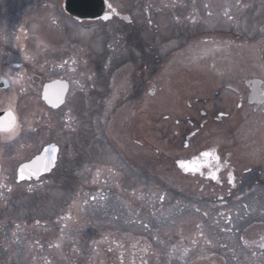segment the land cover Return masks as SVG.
Segmentation results:
<instances>
[{
	"label": "flooded vegetation",
	"instance_id": "obj_1",
	"mask_svg": "<svg viewBox=\"0 0 264 264\" xmlns=\"http://www.w3.org/2000/svg\"><path fill=\"white\" fill-rule=\"evenodd\" d=\"M65 1L25 0L19 21L13 12L6 11L4 22V11L0 12V117H7L12 110L21 126L15 140L0 142L3 188L12 184V176L21 165L50 147L57 148L58 155L48 177L73 173L76 158L86 164L90 143L97 142L91 135L101 138L107 127L120 150L118 165L122 159L131 180L117 178L112 183L103 179L99 193L104 211L113 189L114 210L132 219L136 208L133 189L139 186L133 182L135 175L158 178L156 188L176 200L194 199L198 215L210 223L213 243L206 242L211 245L207 252L215 254L207 260L197 257L191 264H264V248L260 246L264 244V0H166L169 25L178 16L186 20L183 30L168 33L167 46L176 48L188 40L198 47L189 58L166 63L167 72L183 73L184 80L199 76L211 90L222 87L238 99L235 109L201 110L197 117L187 119L174 130L177 138L167 152H156L148 142L153 135L149 111L158 93L155 68L161 62L153 55V39L145 42L140 37L152 27L144 14L155 9V0H142L145 6L141 0H104L97 10L101 16L97 21L67 15ZM105 14L108 20L103 19ZM58 18L64 21L63 27L57 28ZM7 69L22 83L12 84L3 78ZM62 85L67 86L63 91ZM91 111L100 112L98 127L91 125ZM117 116H122L120 125L114 120ZM223 122L228 125L218 126ZM149 125L150 134L141 135V128ZM139 145L166 165L139 154ZM211 150L220 158L219 181L208 175L216 161L201 156ZM197 158L204 165L200 169L203 175L185 172L178 165L179 160L190 163ZM229 173L233 183L228 182ZM176 174L187 178L190 186L178 189V181L172 178ZM175 191L177 196L172 194ZM163 197L161 200L151 192L148 211L152 205H165L166 195ZM156 212H150L154 220ZM204 226L201 221L200 239L204 238ZM155 242L164 249L163 241ZM207 252L201 250L199 255L205 257ZM229 254L235 257L230 260Z\"/></svg>",
	"mask_w": 264,
	"mask_h": 264
},
{
	"label": "rangeland",
	"instance_id": "obj_2",
	"mask_svg": "<svg viewBox=\"0 0 264 264\" xmlns=\"http://www.w3.org/2000/svg\"><path fill=\"white\" fill-rule=\"evenodd\" d=\"M165 2V0H155L154 6L163 8ZM141 3L145 6L142 0ZM228 3L230 4V1ZM24 5L25 0H0V12L4 11L1 15L4 22L7 20L6 11L13 12L16 20H21L18 15ZM147 12L144 17L150 18L154 32V36L148 34L147 40L153 39L155 46L153 55H157L159 61L166 64L172 59L177 61L178 58H189L195 53L198 47L188 40L176 48L167 46L168 33L171 29H174L175 33L184 29L186 25L184 17L178 16L170 26L164 10L160 9L159 12L150 9ZM56 22L57 28L64 26L63 20L58 18ZM142 28L143 26L140 27V31ZM128 31L136 32L133 28L130 30L128 28ZM138 41L140 43L139 37ZM157 89L162 90V93H158L152 103L154 134L149 135L150 125L148 128L144 126L142 132L149 135L162 152L173 148L177 138L174 130L179 125H183L187 119L197 117L199 111L208 112L209 109H215L217 112H223L230 107L235 109L238 103L237 97L228 94L222 87L216 86L211 90L210 84L204 82L203 78L190 75L184 80V74L178 71L163 75ZM173 92L176 94H172ZM196 99L198 102L194 103ZM187 103H191L192 106H188ZM98 112H90L91 125L96 124V127H98ZM167 114L171 116L168 121H157V119L162 120ZM76 115L77 113L75 114L77 118ZM121 117L114 118L116 124H121ZM222 125L227 126L228 122L220 123L218 126ZM109 134L112 135V132L107 127L101 131L100 142L90 143L87 163L81 164L76 158V169L71 174L50 176L38 186L25 188L19 186L25 190H19L13 182L7 184L10 191L2 189L0 185V215L11 216V220L6 217L5 224H0V250L1 247L5 248L0 251V264H114L115 261L111 259L112 254L114 258L123 256L124 262L132 260V264H191L197 257L207 260L211 254H215L207 252L210 251L211 245L203 250L200 249L203 245L198 227L200 221L206 224L204 241L210 240L213 243V239L210 223L207 222V218L201 216V213L198 215V206L193 205L195 200L185 202L181 197L176 200L171 194H165L155 187L160 183L158 178L149 180L146 176L135 175L133 182L139 186L133 189L136 208L132 219L124 216L121 211H110V209L100 211L99 189L103 186V179L112 183L117 178L125 182L131 180L127 176L129 170L122 164V159L118 165L119 157L116 153L118 145L114 147L109 144ZM91 139L99 140L95 133L91 135ZM143 139L146 140L145 137ZM149 143L151 144L150 141ZM143 151L146 158L152 160L155 158L161 166L166 165V161L156 155L152 156L150 150ZM138 158L141 166V156ZM144 171L145 174L148 173L147 167H144ZM116 172L119 173L117 176H115ZM172 178L178 181V189L181 185L190 186L188 179L183 176L176 174ZM151 192L159 197L166 195L165 205L151 208L154 207L152 205L149 207L151 211H148V202L152 200L149 198ZM172 194L177 196L178 192ZM91 197H95L98 202L90 203L88 208H84L81 201L89 202ZM113 197L114 192L110 193L106 203L109 204ZM107 204L105 205L108 207ZM154 209L157 211L156 220L152 222L151 213H154ZM24 219L26 224L15 223L16 220ZM31 221L37 223V227L41 230L30 226ZM156 240L163 241L164 249L159 243L156 244ZM105 241L108 244L106 246L109 247L101 249L100 246L102 242L106 243ZM147 241H150L151 249ZM114 246L119 248H113ZM196 248L200 251L205 250L207 252L205 257L200 256ZM228 257L232 260L235 254H229Z\"/></svg>",
	"mask_w": 264,
	"mask_h": 264
},
{
	"label": "snow or ice",
	"instance_id": "obj_3",
	"mask_svg": "<svg viewBox=\"0 0 264 264\" xmlns=\"http://www.w3.org/2000/svg\"><path fill=\"white\" fill-rule=\"evenodd\" d=\"M108 8H109L111 13L115 14L116 10L112 7L111 4L108 5ZM103 19L108 20L109 15L105 14ZM66 87H67L66 85H62L61 91H63ZM59 98L60 97L58 96V99ZM45 99L46 100L48 99L47 92H45ZM49 102L51 103V101H49ZM61 102H62V100H61ZM221 115H223V114H221ZM5 130L10 131V132H14L16 130L21 131V126L17 122V117L12 110H8L7 117H5V119L3 121H0V132L5 131ZM201 156L204 158L212 157L216 161L215 168L213 170L209 171L208 175H209V178L211 180L219 181V177H218L217 173L220 171V165H219L220 158L218 155H216L215 150L205 151V152L201 153ZM41 159H44V158H41ZM55 159H56L55 156H52L50 158L45 159L44 163H43V171H45V172L49 171L50 166H52L54 164ZM34 163L35 162H33V164ZM33 164H24L20 167L19 179L21 181L26 180V179H31L33 176L39 177V175L41 173V169L34 167ZM178 165L185 172H191L193 174L200 172L201 167L204 166V165H201L199 163V158H197L196 160H193L190 163H186L183 160H179ZM200 174L203 175L202 172H200ZM233 180H234V177L232 176L231 173H229L228 174V182L233 183ZM9 191H10V189H9ZM160 199L163 200L164 197L161 196ZM260 246L262 248H264V244H261ZM109 251H111V249H109ZM185 251H187V250H185Z\"/></svg>",
	"mask_w": 264,
	"mask_h": 264
},
{
	"label": "water",
	"instance_id": "obj_4",
	"mask_svg": "<svg viewBox=\"0 0 264 264\" xmlns=\"http://www.w3.org/2000/svg\"><path fill=\"white\" fill-rule=\"evenodd\" d=\"M103 5L102 0H67V3L65 5V10L76 17H83V18H92V17H98L100 15L97 10H99V7ZM52 157L50 151H45L42 156L35 159L31 164H33L34 167L40 168L41 173L39 177L33 176L31 179H26L23 181H32V180H38L42 175L49 172L53 165L50 166V170L47 172L43 171V163L44 160L47 158ZM44 158V159H41ZM19 179V173H18V182H23Z\"/></svg>",
	"mask_w": 264,
	"mask_h": 264
},
{
	"label": "clouds",
	"instance_id": "obj_5",
	"mask_svg": "<svg viewBox=\"0 0 264 264\" xmlns=\"http://www.w3.org/2000/svg\"><path fill=\"white\" fill-rule=\"evenodd\" d=\"M8 79L12 84H18L22 83V80L18 79L16 76H14L11 72V69L5 70L4 77ZM20 134V130H16L14 132L10 131H2L0 132V142L8 143L13 140H15Z\"/></svg>",
	"mask_w": 264,
	"mask_h": 264
}]
</instances>
